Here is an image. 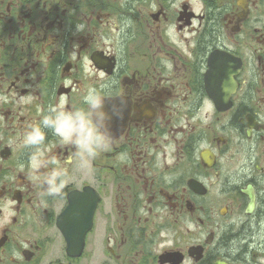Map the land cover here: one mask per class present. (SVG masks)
<instances>
[{"label":"flooded vegetation","instance_id":"flooded-vegetation-1","mask_svg":"<svg viewBox=\"0 0 264 264\" xmlns=\"http://www.w3.org/2000/svg\"><path fill=\"white\" fill-rule=\"evenodd\" d=\"M0 264H264V0H0Z\"/></svg>","mask_w":264,"mask_h":264},{"label":"clouds","instance_id":"clouds-1","mask_svg":"<svg viewBox=\"0 0 264 264\" xmlns=\"http://www.w3.org/2000/svg\"><path fill=\"white\" fill-rule=\"evenodd\" d=\"M81 27L78 25V30ZM85 102L92 108H96L100 98L94 90H90L85 97ZM52 112L55 116H44L42 122L44 125L51 126L55 134L63 141L72 143L78 150L92 157L108 147L112 135L102 130L101 125L94 119L93 112L79 110L73 113L56 109H52ZM44 139V132L39 125H36L26 133L23 142L25 145H39ZM58 176H61V173L53 171L50 177L45 178L49 194H55L62 188V180L56 183Z\"/></svg>","mask_w":264,"mask_h":264}]
</instances>
